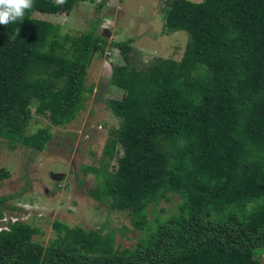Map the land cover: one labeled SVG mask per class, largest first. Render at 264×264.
Instances as JSON below:
<instances>
[{
    "label": "trees",
    "instance_id": "obj_1",
    "mask_svg": "<svg viewBox=\"0 0 264 264\" xmlns=\"http://www.w3.org/2000/svg\"><path fill=\"white\" fill-rule=\"evenodd\" d=\"M76 1L33 0L22 20L0 25V139L9 147L40 151L50 139L48 126L25 133L31 104L55 126L82 107L86 66L102 34H60L58 25L32 15L67 13ZM162 24L187 34L179 61L156 58L134 69L128 43H111L122 63L111 65L109 80L121 94L105 106L119 122L100 163L86 170L96 180L89 194L107 210L126 211L133 229L147 227V207L167 193L181 198L176 212L131 248L114 246L111 232L56 220L54 238L42 245L32 240L33 224L14 221L0 230V264H258L264 0H169ZM6 176L0 170V179ZM11 198L0 196V216Z\"/></svg>",
    "mask_w": 264,
    "mask_h": 264
},
{
    "label": "rangeland",
    "instance_id": "obj_2",
    "mask_svg": "<svg viewBox=\"0 0 264 264\" xmlns=\"http://www.w3.org/2000/svg\"><path fill=\"white\" fill-rule=\"evenodd\" d=\"M198 2L200 0H190ZM169 0H77L72 9L57 14L34 12V17L58 25L60 34L78 36L92 31L102 34L104 42L93 52L86 66L81 109L61 126L50 125L44 115L30 107L25 133L49 127L50 139L43 150L9 144L0 139V196L12 195L4 202L2 215L8 219L33 224L38 233L32 240L45 245L54 236V220L68 226L100 229L113 234V245L131 248L137 240L176 212L181 198L167 193L168 199L147 207V227L136 230L126 211H110L89 194L96 180L86 167L100 163L104 142L119 120L105 106L109 98L119 97L121 90L110 83L111 65L122 63L112 42H125L128 65L143 69L156 58L179 61L187 34L163 27V14ZM91 87L88 91L87 88ZM116 155L121 154L117 145ZM114 159L110 165H114ZM2 223L0 222V226ZM258 264H264V252L255 248Z\"/></svg>",
    "mask_w": 264,
    "mask_h": 264
},
{
    "label": "clouds",
    "instance_id": "obj_3",
    "mask_svg": "<svg viewBox=\"0 0 264 264\" xmlns=\"http://www.w3.org/2000/svg\"><path fill=\"white\" fill-rule=\"evenodd\" d=\"M66 0H54L55 5H63ZM33 7V0H0V25H8L22 20L25 10Z\"/></svg>",
    "mask_w": 264,
    "mask_h": 264
},
{
    "label": "built area",
    "instance_id": "obj_4",
    "mask_svg": "<svg viewBox=\"0 0 264 264\" xmlns=\"http://www.w3.org/2000/svg\"><path fill=\"white\" fill-rule=\"evenodd\" d=\"M14 221H20L16 218H10L8 221L7 217L5 215L0 216V222L2 225L0 226V230H8V223H12Z\"/></svg>",
    "mask_w": 264,
    "mask_h": 264
}]
</instances>
